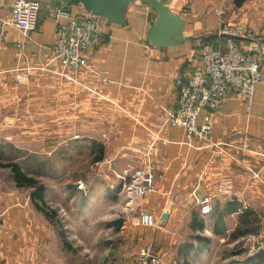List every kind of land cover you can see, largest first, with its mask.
<instances>
[{"label":"crops","instance_id":"obj_1","mask_svg":"<svg viewBox=\"0 0 264 264\" xmlns=\"http://www.w3.org/2000/svg\"><path fill=\"white\" fill-rule=\"evenodd\" d=\"M14 1L0 0V18H10ZM38 1L39 22L29 38L13 27L0 33V98L16 99V113H23V99L36 83H58L64 88V111L75 106L85 115H95L114 135L97 162L106 186L81 208H63L64 216L70 217L63 223L73 229L76 240L68 236L67 227L58 228L36 207L32 192L0 187V264H130L141 243L103 247L102 224L121 220L123 232L137 233L138 242L153 245L163 264L181 263L184 252L179 245L186 241L181 228L193 227L201 214L197 202L204 196H212V214H201L212 239H229L248 210L253 213L251 223L264 227V84L256 86L250 111L239 97L228 100L215 118L209 144L197 140L191 146L183 128L165 126L168 110L178 105L179 81L200 64L204 41L218 37L219 10L225 9L231 26L241 25L262 38L264 0H245L241 6L234 0H158L171 13L159 28L161 11L141 0L105 14L93 13L78 0ZM59 8L71 16L96 17L106 26L101 44L85 52L88 66L98 74L82 70L79 84L53 72L60 70L52 51ZM24 68H30L31 76L18 84L16 74ZM101 76L109 83L103 84ZM56 111V106L48 108L49 125L55 123ZM149 166L161 176L155 192L126 205L117 201L120 195L125 198L123 178ZM143 210L155 215L157 226L129 232L130 217L138 216L140 224ZM166 212L169 217L163 221ZM222 223L226 230L215 233ZM130 237L124 238L127 244Z\"/></svg>","mask_w":264,"mask_h":264},{"label":"rangeland","instance_id":"obj_2","mask_svg":"<svg viewBox=\"0 0 264 264\" xmlns=\"http://www.w3.org/2000/svg\"><path fill=\"white\" fill-rule=\"evenodd\" d=\"M63 89L58 83H36L35 90L23 99L26 110L23 113H16L19 109L16 99L4 101L3 97L0 98V187L29 194L32 192L31 186L17 184L12 169L8 167L9 164H18L24 174L46 186L48 194L45 207L57 211L56 225L65 230L67 227L68 236L76 240L78 237L73 229L63 223L65 217L70 218L69 215L64 216L63 208L74 205L81 208L80 204L92 202L97 197V190L106 186L95 159L105 155L106 142H111L114 132L107 130L108 126L101 125L95 115H85L75 106L70 111H64ZM53 106L57 110L56 121L55 125H49L52 115L48 108ZM66 106H69L67 102ZM107 115L112 118L109 113ZM80 180L87 183V194L77 189ZM101 197L105 198V195ZM125 198L120 195L117 201L126 205L129 200ZM137 217H130L133 224L127 226L129 232H133V229L136 231V228L143 232L152 229L141 227ZM201 218L204 220L202 216L198 217ZM203 226L200 230L195 226L181 228V234L186 237V241L179 245V250L184 252V259L181 263L175 260L172 264H264L263 226L252 224L246 229L247 235L236 240L231 238L233 233L229 239H212L209 237L213 235L208 231V225L203 223ZM122 227V220L102 224L105 238L103 247L123 248L141 243L130 256V264H136L139 248L147 244L135 239L137 233L128 235L123 232ZM128 236L131 237L127 244L124 238ZM200 237L208 238L210 242L200 241ZM116 238H119L117 243L114 241Z\"/></svg>","mask_w":264,"mask_h":264},{"label":"built area","instance_id":"obj_3","mask_svg":"<svg viewBox=\"0 0 264 264\" xmlns=\"http://www.w3.org/2000/svg\"><path fill=\"white\" fill-rule=\"evenodd\" d=\"M42 4L38 0H15L11 5V16L0 18V33L5 27H13L25 37L36 30ZM56 44L52 48L54 61L60 64L55 74L79 84V74L89 68L85 52L96 49L105 34V23L96 17L71 16L62 8L55 10ZM218 37L226 38L224 44L206 43L201 47L200 64L190 76L179 81L178 105L168 110L165 126L180 127L185 131L186 143L194 146L197 140L210 143L215 128V118L231 97H239L250 111L258 84H264V37L241 25L231 26L226 19L225 9L218 12ZM30 68L16 74L18 84L30 78ZM103 84L109 83L101 76ZM154 134V133H153ZM155 135V134H154ZM157 140L161 137L155 135ZM157 175L152 166L138 168L123 178V192L128 204L142 200L155 192ZM87 183L78 181L77 189L87 194ZM203 216L213 212L212 196L198 200ZM140 226H157L155 215L143 210L139 217ZM136 264H163L162 257L152 245L139 248Z\"/></svg>","mask_w":264,"mask_h":264},{"label":"trees","instance_id":"obj_4","mask_svg":"<svg viewBox=\"0 0 264 264\" xmlns=\"http://www.w3.org/2000/svg\"><path fill=\"white\" fill-rule=\"evenodd\" d=\"M226 41V38L222 37H215V38H210L204 41V44L206 43H212L215 45L218 44H224ZM103 159V155L98 156L95 161H101ZM12 169V172L14 174L15 180L17 182V184L20 186H31L32 187V193H31V198L33 199L36 207L44 213V215L52 222L56 223V216L58 215V213L55 210L49 209L45 207V195L47 192V188L44 184H40L38 183L34 178H31L29 176H27L26 174H24L20 168V166L16 163L13 164H9V166ZM231 209H229L230 211ZM253 215V213H251L250 210H248L243 217L241 218V222L240 224L237 226V228L235 229V231L233 232L231 238L233 240H236L240 237H244L245 235H247V230L249 229V227L252 225L250 217ZM201 217V214H197L194 220V225L193 226H198L200 225V228H203V220L198 219V217ZM59 228V226H57ZM226 228L224 226V224L222 223L221 225H217V227L215 228V233L217 234H222L223 231H225ZM61 236H64V233L62 232V230L60 231ZM199 237V236H197ZM200 241H208L210 242V239H205L200 237L199 238Z\"/></svg>","mask_w":264,"mask_h":264},{"label":"water","instance_id":"obj_5","mask_svg":"<svg viewBox=\"0 0 264 264\" xmlns=\"http://www.w3.org/2000/svg\"><path fill=\"white\" fill-rule=\"evenodd\" d=\"M78 1L84 2L85 5L87 6V8L89 10L93 11V13H95V14H105L112 8H115V7L120 6L122 4L133 2L136 0H78ZM141 1L150 3L156 9L161 11V17H160L159 23L157 25V28L160 27L161 21L166 20L171 15L170 11L167 8H165L163 2H160L158 0H141ZM244 1L245 0H234V3L237 6H241ZM110 21H112V19H110ZM168 217H169V213L166 212L163 215V221H166L168 219Z\"/></svg>","mask_w":264,"mask_h":264}]
</instances>
